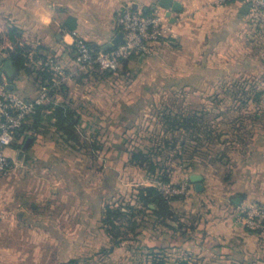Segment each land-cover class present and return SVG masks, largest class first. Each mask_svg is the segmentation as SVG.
Masks as SVG:
<instances>
[{
    "label": "crops",
    "instance_id": "crops-1",
    "mask_svg": "<svg viewBox=\"0 0 264 264\" xmlns=\"http://www.w3.org/2000/svg\"><path fill=\"white\" fill-rule=\"evenodd\" d=\"M175 1L182 11L168 17L167 10H154L159 0H0V72L10 89L32 100L43 88L37 73L16 66L4 69L10 53L24 47L30 61L51 59L66 70L64 89L48 105L66 104L81 119L85 114L93 118L96 109L102 110L101 102H108L94 90L81 93V78L95 74L86 75L77 66L74 33L106 50L122 34L117 18L124 9L164 16L171 33L151 55L140 57L136 71L151 75L143 87L154 93L156 106L167 104L162 95L172 94L173 113L201 118L210 137L203 159L195 160L192 169H174L171 180H188L190 191L171 202V218L143 215L136 236L115 246L102 220L105 207L116 201L112 183L131 167L116 155L127 150L118 137L130 133L131 120H145L152 107L131 115L127 108L138 106L140 97L136 103L127 100L124 111L104 109L106 117L120 122L109 129L112 140L103 147L110 154L103 161V187L100 181L87 187L81 170L72 173L75 190L65 192L59 186L68 187L69 163L62 151L73 148L54 126V108H44L22 127L23 139L16 143L26 138L25 145L10 148L13 169L0 174V264H138L137 247L143 255L150 248L164 250L170 264L184 255L199 264H264V232L252 233L244 222L246 208L264 206V112L234 107L239 89L264 86V65L254 47L256 30L240 0ZM133 62L127 69L132 70ZM101 147L91 145L93 168ZM194 173L204 178L200 193L191 182ZM111 247V253H104Z\"/></svg>",
    "mask_w": 264,
    "mask_h": 264
},
{
    "label": "trees",
    "instance_id": "trees-1",
    "mask_svg": "<svg viewBox=\"0 0 264 264\" xmlns=\"http://www.w3.org/2000/svg\"><path fill=\"white\" fill-rule=\"evenodd\" d=\"M94 47L93 48L96 51H100L98 47ZM9 59L13 62L17 69L23 70L27 73H37L38 77L42 81V87L48 88L50 90L49 100L56 94L57 91H61L64 89V84H61L59 86L54 85V74L49 68H46L43 64L36 63L45 61V58H36L35 60H33L35 61L34 63L33 61H30L27 50L24 47H16L10 53ZM139 59V56L133 55L130 58L123 60L121 69H127L131 61H139ZM92 73L102 76H112L113 74H115L109 72L101 73L98 70L94 69L86 72V75H90ZM258 89L259 87L253 86L248 92H244V95L251 93L254 96V101L256 100L255 102L260 103V101L263 99L264 91H258ZM241 90L245 91L244 88L239 89V91ZM239 91L236 95H238ZM152 94L154 93L151 90L145 89L143 91V96L140 99L139 105H131L127 108L129 113L131 115H136L144 107L149 108L156 106V104L153 103ZM47 107L54 108L51 118L52 121H54V126L61 134V139L67 143H77L78 141H80L79 126L82 120L81 116L66 104L53 106L50 104L48 105L47 102L45 105L40 107L37 113L32 117H38L40 112ZM158 119L161 127L160 133L156 134L155 132L156 135L150 137L151 140L156 141V147H146L145 149L136 152H130L127 149L121 153L116 152V155H120V158L123 160L130 157V164L137 165L143 168V170L153 175H157L158 179L162 183L170 184L172 182L171 178L174 172L172 162L179 161L180 163L178 166H183L184 170L186 171L192 169L194 167L195 160L201 158L203 159L205 155L203 147L205 146V142L209 140L210 137L209 135L204 133V129L207 128V126L201 118H194L192 116L185 115H175L170 107H165L159 114ZM130 123V126L134 128V126H136V123L138 122H134V120H131ZM23 128H21L17 133V142L18 140L23 139V137H21L23 135ZM145 130L146 133H150V130ZM150 134H152V132ZM128 136L129 133L126 132V134H121L118 138L121 140V142L126 144ZM26 140L27 139L25 138V141L23 143L15 142L14 145L23 146L25 145ZM168 153L173 157L170 158V155H167ZM164 157L166 159L163 160L162 158ZM178 198L182 197L167 199L164 196L163 192L157 186L143 187L140 189L137 195V201L142 206L141 209L135 208L133 205H128L126 209H130L131 212H127L123 211L122 207L115 208L112 204H109L105 207L102 226L112 238V243L117 246L121 242L129 239V234L127 235V231H125V222H127V224L131 223L133 225L134 228L132 231L134 232L132 233L135 234L138 228L143 227V219H140L141 215L147 216L148 214H150L151 219L171 218V202ZM113 249L114 248L111 247L109 249H104L103 251L104 253H111ZM148 250L150 251V255L152 256L149 264H170L168 256L166 255L164 250L157 251V249L155 248H150ZM174 264H199V262L193 261L190 257L184 255L177 258Z\"/></svg>",
    "mask_w": 264,
    "mask_h": 264
},
{
    "label": "rangeland",
    "instance_id": "rangeland-1",
    "mask_svg": "<svg viewBox=\"0 0 264 264\" xmlns=\"http://www.w3.org/2000/svg\"><path fill=\"white\" fill-rule=\"evenodd\" d=\"M252 25V24H251ZM252 27L256 30V34L254 35V47L257 49L256 55L257 58L261 61V64L264 65V28L263 29H256L254 25ZM258 31V32H257ZM132 70L129 69H121L118 71V73L113 74L112 76H102V75H95L94 78L84 77L81 78L82 86L81 93H85L87 89L94 90L95 92H99L100 97L107 100L103 101L101 103H104L100 109H96V113L94 114L93 118L90 115L85 114L84 118L81 120L80 126H79V134H80V141L77 143H69V145H72L71 147L73 150L69 148L68 152L62 151V155L65 156L68 159V169L69 173L67 174V185H60L62 192H65L67 190H75V181H72L73 174L72 173H80L78 171H83L85 175H87V179L85 180V185L87 187L94 186V188L98 185V182L103 187V182L105 178V164L103 161L110 157V154L106 153L103 150V147H107L108 143H111L112 137L108 135L109 129L114 126L117 122H120L119 119H114V116L111 115V117L104 114L105 111H113L115 108L122 109L121 111L125 110V104L131 101H138L140 97L143 96V91L145 88L143 87V83L147 82L149 78H151V75H144L142 72L136 71L137 67H140V64L138 60L134 61L132 63ZM14 69L15 65L13 62L8 61L6 65H4V69ZM140 69V68H139ZM86 74V72H84ZM262 77L261 79L264 80V72L261 73ZM248 78V77H247ZM247 80H251L249 77ZM253 80V79H252ZM251 80V81H252ZM260 80V79H259ZM257 86V85H253ZM252 86V87H253ZM252 87L245 86L243 87L245 91L241 90L239 91L238 96L239 102L234 107H238L241 111H244L245 109L249 108L251 106V110L254 112L263 113L264 112V93H263V99L260 101V103L254 101L253 94L249 93L247 95H244V92H248ZM259 87V86H257ZM258 91H264V86L259 87ZM162 94V93H161ZM171 98L172 94H166L162 95L161 99L162 101H165L167 104H160L159 106L152 107V110H148L147 118L145 117V120L143 118H140L138 120V123L134 128H130L129 136L127 137V149L130 152H136L139 150H143L146 147H156V141L151 140L150 137L153 135L160 133V123H159V114L161 111L165 108L163 106L170 107L171 105ZM242 103H241V101ZM111 102V104H109ZM132 103V104H135ZM129 107V106H128ZM87 109L84 107L82 108V111L85 112ZM142 110V109H141ZM92 119V120H91ZM92 121V122H91ZM145 129L150 130L146 133ZM156 132V134H155ZM96 143V144H95ZM98 145L100 144L101 152L97 153V158H94L97 161V165L99 172H97V166L94 168L91 166L92 161V154L94 153L91 151V145ZM24 149V148H23ZM23 149H21L23 151ZM96 154V153H95ZM8 155L12 158L15 156L14 151L11 149L8 150ZM169 157H173L171 154ZM168 157V156H167ZM130 157H128L129 160ZM26 159H29L27 156ZM163 160L166 159L165 157L162 158ZM179 161H173V168H179ZM131 167L127 168L125 171L122 170L121 175H119V179L115 180L114 183H112V188L115 190L114 192L116 195V201L112 200L111 204L115 208H123V211L131 212V210H127L126 208L128 205H133L135 208H142L141 204L137 201V195L141 188L146 186H157L159 189L160 187H163L165 183H162L157 175H153L145 170L143 168L137 166V165H130ZM178 166V167H177ZM92 167V168H91ZM180 168H183L181 166ZM184 170V169H182ZM97 172V173H96ZM96 174V175H95ZM163 174V173H161ZM184 174H187V172ZM186 180V179H185ZM184 180H179L178 177H175L174 182L172 181L170 184L171 186H178L182 183ZM74 188V189H73ZM140 219H143V216H140ZM133 225L131 223L127 224L125 222V231H127V235H131L130 237H135L136 234L132 233ZM142 227L138 228L141 229ZM131 230V231H130ZM250 231V230H249ZM252 232V231H250ZM264 232V231H263ZM263 232H252L255 234L262 235ZM126 235V236H127ZM129 238V236H128ZM139 246V245H137ZM134 252L137 253V257L140 260V263L138 264H149V261L152 259V256L150 255V251L147 250V252L143 255V249L142 248H134ZM104 264L105 260L102 261ZM174 264V263H173Z\"/></svg>",
    "mask_w": 264,
    "mask_h": 264
},
{
    "label": "built area",
    "instance_id": "built-area-1",
    "mask_svg": "<svg viewBox=\"0 0 264 264\" xmlns=\"http://www.w3.org/2000/svg\"><path fill=\"white\" fill-rule=\"evenodd\" d=\"M231 0H216L218 4H225ZM248 7L247 17L256 29L264 28V0H240ZM117 27L124 34V42L113 46L109 50L96 51L89 42L74 33L75 62L83 72L98 70L101 73H118L122 61L133 55L139 57L151 55L154 46L162 42L171 33L170 25L165 17L158 14L124 9L117 18ZM54 74V85L64 83L66 70L53 60L41 61ZM48 88H42L40 94L28 100L19 93L11 90L0 72V174H7L13 169L14 161L8 155V150L16 142L18 131L27 120L37 113L38 109L49 101ZM167 199L187 197L189 195L188 180L178 186L164 185L160 187ZM244 222L252 232L264 231V206L251 205L244 211Z\"/></svg>",
    "mask_w": 264,
    "mask_h": 264
},
{
    "label": "water",
    "instance_id": "water-1",
    "mask_svg": "<svg viewBox=\"0 0 264 264\" xmlns=\"http://www.w3.org/2000/svg\"><path fill=\"white\" fill-rule=\"evenodd\" d=\"M158 7H161L163 9L167 10L169 12L168 17H170L171 14L174 12H181L182 11L181 4L175 0H159V2L157 3V6L154 8V10ZM243 12L248 13V7L247 6L244 7ZM123 42H124V34L122 33L116 40H114L111 43L110 47L112 48L113 46L120 45ZM143 58H144V56L141 57V59H143ZM25 150H26V147H24L23 151H25ZM203 180H204L203 176L199 173H194L191 175V182L193 184H195V190L198 193L204 191Z\"/></svg>",
    "mask_w": 264,
    "mask_h": 264
}]
</instances>
